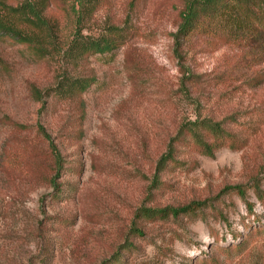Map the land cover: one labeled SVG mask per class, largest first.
Masks as SVG:
<instances>
[{"label": "rangeland", "instance_id": "374dc122", "mask_svg": "<svg viewBox=\"0 0 264 264\" xmlns=\"http://www.w3.org/2000/svg\"><path fill=\"white\" fill-rule=\"evenodd\" d=\"M3 1L41 21L35 47L0 39V264H264V49L182 38L186 0ZM76 37L117 46L78 56ZM195 119L239 147L176 139Z\"/></svg>", "mask_w": 264, "mask_h": 264}, {"label": "trees", "instance_id": "16d2710c", "mask_svg": "<svg viewBox=\"0 0 264 264\" xmlns=\"http://www.w3.org/2000/svg\"><path fill=\"white\" fill-rule=\"evenodd\" d=\"M34 18L36 21L31 20ZM178 34L184 39L202 38L205 50L213 51L225 45L249 49H264V0H186L179 11ZM41 18L28 6H11L0 0V39L15 44H27L35 47V32L32 25ZM37 25V24H36ZM31 26V27H30ZM78 56L103 54L117 46L109 39H90L76 37L70 44ZM262 72L247 79L250 87L264 81ZM90 79L60 82L55 90L60 93L83 92L90 85ZM180 142L191 144L192 148L206 156H213L223 146L238 148L239 143L220 125L208 119L192 120L182 124L175 137ZM172 141L166 152L157 162L161 170L168 161L173 160ZM238 192L243 191L240 187ZM258 193H261L257 187ZM260 197L262 198L261 194ZM202 203L192 202L180 207L161 209L142 208L141 214L147 218H166L179 214L194 213Z\"/></svg>", "mask_w": 264, "mask_h": 264}]
</instances>
